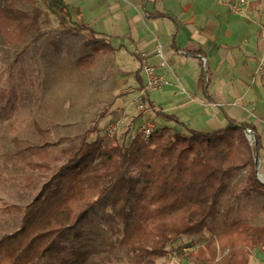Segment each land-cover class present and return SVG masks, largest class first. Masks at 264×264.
Here are the masks:
<instances>
[{
  "label": "trees",
  "instance_id": "1",
  "mask_svg": "<svg viewBox=\"0 0 264 264\" xmlns=\"http://www.w3.org/2000/svg\"><path fill=\"white\" fill-rule=\"evenodd\" d=\"M21 1L0 0V34L13 47L42 37L43 10L36 5L24 10ZM75 26L95 35L82 23ZM93 64L90 55L84 56L76 68L87 72ZM156 116L184 126L186 133L158 128L148 144L136 135L124 145L117 136L106 142L93 127L78 145L57 154L47 138L51 129L33 120L42 140L33 145L14 121V153L7 159L33 172L28 186L42 183L26 206L0 202L1 212L22 217V226L0 239V264H89L94 256L111 260L117 251L133 264H159L171 256V245L202 229L210 233L206 243L191 254L181 248L178 257L191 264H249L252 251H264V224L234 215L232 204L221 206L243 172L245 194L264 198L254 149L244 132L249 125L229 120L219 131L201 132L176 115ZM130 166L137 168V177L128 175ZM92 215L101 216L110 232L102 245L88 240L96 223Z\"/></svg>",
  "mask_w": 264,
  "mask_h": 264
},
{
  "label": "rangeland",
  "instance_id": "2",
  "mask_svg": "<svg viewBox=\"0 0 264 264\" xmlns=\"http://www.w3.org/2000/svg\"><path fill=\"white\" fill-rule=\"evenodd\" d=\"M63 4V0H35V4L31 0H22L20 6L24 10L32 11L35 5L43 10L42 37L27 38L22 45L13 47L6 44L0 34V202L26 206L33 200L42 183L38 181L28 186L27 177L33 175V172L23 164L7 159L8 155L14 153V121L21 137L33 145L42 142L33 120H38L43 128L51 129L47 138L53 143L55 154L64 147L78 145L85 131L93 127L98 129L96 135L110 142L111 139L105 136V129L113 121H120V129L114 136L118 137L119 143L129 145L139 133L140 116L139 119L136 116L140 113L132 106L135 98V93H131L133 77L122 76L119 61V57H131L130 54L125 50L112 55L108 52L99 54L102 46L94 44L88 33L81 29L75 30L76 26L72 25L71 19L78 20L77 12L75 14L71 11L75 5H70V14L62 8ZM258 7L261 9H258V16L264 20V0H259L254 8ZM62 17L67 20L65 24L62 23ZM232 18L242 20L235 16ZM251 28L256 37L257 26L251 24ZM90 52L98 54L94 56V71L80 73L75 62ZM210 66L214 71L212 62ZM152 95L160 98L164 93L152 92ZM157 104L166 110L162 103ZM146 105L150 108L148 101ZM151 113L148 111L146 117L156 122L157 129L167 126L178 134L186 133L184 126L167 122L157 117L154 111ZM177 114L187 127L201 132L208 131L205 126L199 127L189 121L185 113ZM254 156L256 171L258 169L261 172L257 163L258 152ZM127 173L132 177L138 176L137 168L132 166L128 167ZM245 176L246 172H243L233 181L221 206L225 208L232 204L234 215L248 219L253 224H264V198L245 194ZM92 217L96 223L89 230L88 240L91 244L102 245V237L110 235V232L101 216ZM21 226V216L0 211V239ZM209 237L210 233L205 229L183 236L169 247L171 256L160 259L159 264H191L177 256L178 250L183 248L184 253L191 254L194 251L186 252L187 247L203 246ZM249 262L264 264V251H252ZM89 264L133 263L130 256L117 251L111 260L103 258V255L94 256Z\"/></svg>",
  "mask_w": 264,
  "mask_h": 264
},
{
  "label": "crops",
  "instance_id": "3",
  "mask_svg": "<svg viewBox=\"0 0 264 264\" xmlns=\"http://www.w3.org/2000/svg\"><path fill=\"white\" fill-rule=\"evenodd\" d=\"M256 2L246 17L232 14L218 0H63V7L70 14L77 12L78 20L71 19L72 25L82 23L94 32L93 36L83 31L102 46L99 54L121 50L130 54L119 61L122 76L133 77L135 89L145 82L140 53L148 54V61L170 82L160 98L149 95L150 113L176 115L181 121L177 113L182 112L207 132L227 127L229 120L249 125L257 141L260 139L258 163L264 173V73L259 72L264 55L260 24L264 20L258 16L259 7L254 8ZM70 5H75L71 11ZM251 24L257 26L256 37ZM157 42L163 45L165 60L155 55ZM89 55L94 64L80 73L94 71L98 54ZM201 58L207 60V72ZM180 86L187 94L180 92Z\"/></svg>",
  "mask_w": 264,
  "mask_h": 264
},
{
  "label": "built area",
  "instance_id": "4",
  "mask_svg": "<svg viewBox=\"0 0 264 264\" xmlns=\"http://www.w3.org/2000/svg\"><path fill=\"white\" fill-rule=\"evenodd\" d=\"M223 5L227 6L232 14H235L240 17H246L248 13V9L256 0H218ZM261 27V37L264 43V22L260 24ZM155 55L156 57L165 60V54L163 51V45L160 42L156 43L155 46ZM140 57L142 59L141 69L143 72V76L145 77V82L143 87L133 88L131 89V93H135V98L132 102V106H134L140 113V124H139V133L138 135L141 137L143 141L147 144L150 142L152 135L157 129L156 122L151 121L146 117V113L150 111V108L147 107L146 102L149 98V95L152 92H158L163 90L166 86L170 84L168 79L164 75H160L157 72V66L150 63L147 59L148 54L145 52L140 53ZM203 61L204 70L207 72V60L205 58H201ZM259 72L264 73V55L259 65ZM206 79L207 73H206ZM180 92L183 94H187V91L180 86ZM120 129V121L111 122L105 129V136L109 139H112L115 134ZM245 135L254 149V153L259 149V144L254 134V131L250 128L245 129ZM258 161V160H257ZM259 166V163H258ZM257 179L264 185V173L256 171ZM195 247H187L186 252H193Z\"/></svg>",
  "mask_w": 264,
  "mask_h": 264
},
{
  "label": "water",
  "instance_id": "5",
  "mask_svg": "<svg viewBox=\"0 0 264 264\" xmlns=\"http://www.w3.org/2000/svg\"><path fill=\"white\" fill-rule=\"evenodd\" d=\"M258 163V162H257Z\"/></svg>",
  "mask_w": 264,
  "mask_h": 264
}]
</instances>
